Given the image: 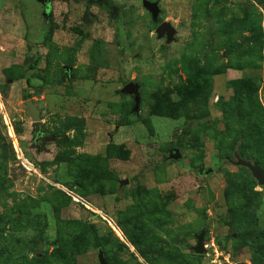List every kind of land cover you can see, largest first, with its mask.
I'll use <instances>...</instances> for the list:
<instances>
[{
    "label": "rangeland",
    "instance_id": "rangeland-1",
    "mask_svg": "<svg viewBox=\"0 0 264 264\" xmlns=\"http://www.w3.org/2000/svg\"><path fill=\"white\" fill-rule=\"evenodd\" d=\"M110 1L0 0V264H264V152L222 134L236 80L264 109V0Z\"/></svg>",
    "mask_w": 264,
    "mask_h": 264
},
{
    "label": "trees",
    "instance_id": "trees-1",
    "mask_svg": "<svg viewBox=\"0 0 264 264\" xmlns=\"http://www.w3.org/2000/svg\"><path fill=\"white\" fill-rule=\"evenodd\" d=\"M27 82L30 84L29 80ZM253 96V81L251 79L235 81V95L228 102V111L226 112L228 127L222 134L227 132L230 136H241L247 141H255L254 148L258 151V156L261 157L264 152V109ZM234 104L236 111L233 110ZM259 157L255 158L261 162L262 159L260 160ZM198 256L201 259L202 255ZM38 261V264H42L41 258H38Z\"/></svg>",
    "mask_w": 264,
    "mask_h": 264
},
{
    "label": "water",
    "instance_id": "water-1",
    "mask_svg": "<svg viewBox=\"0 0 264 264\" xmlns=\"http://www.w3.org/2000/svg\"><path fill=\"white\" fill-rule=\"evenodd\" d=\"M51 1L53 0H40V2H42L45 6L49 5ZM92 1L93 0H90V2ZM96 1H100V0H96ZM143 5L149 10H151L154 14V17H156L157 12H158L157 3L151 2L149 0H143ZM158 32L160 35L167 34L169 37H171L173 35L174 29L172 28L170 24L164 22L158 26ZM125 91L135 96V101H136L135 109L138 110L139 103H140L139 86L137 84H134L133 82H130L126 85ZM27 105L29 107V114L31 115L34 121L33 123L34 133L37 137H41L42 142L44 144L48 137L42 132V121L40 118V111L32 100H28ZM174 157L179 158L180 157L179 153L177 152ZM236 164L248 167L252 171L253 175L258 180V182L264 185V171L258 164L256 163L253 164L251 161H247L241 158H238ZM211 171L212 169H208L207 173ZM204 238H205V231H201L196 236L197 244L193 247V249L197 254H204L206 252L204 248V245H205ZM99 259H100L101 264H108L103 254H100Z\"/></svg>",
    "mask_w": 264,
    "mask_h": 264
},
{
    "label": "built area",
    "instance_id": "built-area-1",
    "mask_svg": "<svg viewBox=\"0 0 264 264\" xmlns=\"http://www.w3.org/2000/svg\"><path fill=\"white\" fill-rule=\"evenodd\" d=\"M18 160L20 162V165L24 167L27 171H34L35 165L31 162L29 158H27L22 152H18Z\"/></svg>",
    "mask_w": 264,
    "mask_h": 264
},
{
    "label": "flooded vegetation",
    "instance_id": "flooded-vegetation-1",
    "mask_svg": "<svg viewBox=\"0 0 264 264\" xmlns=\"http://www.w3.org/2000/svg\"><path fill=\"white\" fill-rule=\"evenodd\" d=\"M95 2L100 3V4H105V5H107L109 8L113 9L114 11H117V9H118V7H117L116 5H114V4L112 3V1H110V0H100V1L93 0L92 2H90V0H89V3H90V4H93V3H95ZM40 138H41V137H40Z\"/></svg>",
    "mask_w": 264,
    "mask_h": 264
},
{
    "label": "bare ground",
    "instance_id": "bare-ground-1",
    "mask_svg": "<svg viewBox=\"0 0 264 264\" xmlns=\"http://www.w3.org/2000/svg\"><path fill=\"white\" fill-rule=\"evenodd\" d=\"M118 230V229H117ZM119 231V230H118Z\"/></svg>",
    "mask_w": 264,
    "mask_h": 264
}]
</instances>
